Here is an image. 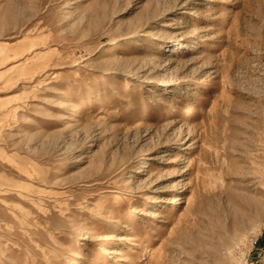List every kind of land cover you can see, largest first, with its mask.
I'll list each match as a JSON object with an SVG mask.
<instances>
[{"label":"rangeland","instance_id":"rangeland-1","mask_svg":"<svg viewBox=\"0 0 264 264\" xmlns=\"http://www.w3.org/2000/svg\"><path fill=\"white\" fill-rule=\"evenodd\" d=\"M0 264H264V0H0Z\"/></svg>","mask_w":264,"mask_h":264}]
</instances>
